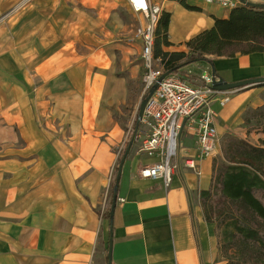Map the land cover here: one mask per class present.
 <instances>
[{
    "label": "crops",
    "instance_id": "0c3cea01",
    "mask_svg": "<svg viewBox=\"0 0 264 264\" xmlns=\"http://www.w3.org/2000/svg\"><path fill=\"white\" fill-rule=\"evenodd\" d=\"M110 1L0 0V264H108L110 230L111 264H220L199 202L210 186L213 161H197L199 177L183 167L187 157L198 159L185 132L167 187L137 174L155 158L137 154L133 144L111 226L98 215L107 206L127 138L103 106L109 78L94 72L93 56L80 58L76 44L79 37L96 36L95 19L85 22L84 10ZM183 1L196 10L179 0H150L170 14L171 51H183L214 18L231 12ZM207 58L211 64L201 66L217 80L264 77V52ZM224 106L214 112L216 130Z\"/></svg>",
    "mask_w": 264,
    "mask_h": 264
},
{
    "label": "trees",
    "instance_id": "16d2710c",
    "mask_svg": "<svg viewBox=\"0 0 264 264\" xmlns=\"http://www.w3.org/2000/svg\"><path fill=\"white\" fill-rule=\"evenodd\" d=\"M179 3L187 10H196L183 0ZM169 22L170 14L163 12L156 29L154 55L161 58L164 72L170 75L183 78L188 67L211 64L207 57L232 58L237 54L264 52V9L243 6L232 10L226 19L214 18L211 28L183 44V51L162 50L163 46L171 45L166 38ZM147 96L148 90H145L144 98ZM130 139L128 135L119 152L107 206L98 211L103 220H109L117 166ZM199 202L206 222L214 221L212 215L215 214L216 224L222 227L224 252L233 251L238 256L236 264H264L263 147L249 146L236 138L228 139L223 146L222 159L212 164L210 186L199 193Z\"/></svg>",
    "mask_w": 264,
    "mask_h": 264
},
{
    "label": "built area",
    "instance_id": "2783aa9c",
    "mask_svg": "<svg viewBox=\"0 0 264 264\" xmlns=\"http://www.w3.org/2000/svg\"><path fill=\"white\" fill-rule=\"evenodd\" d=\"M138 24L133 31L132 42L139 46L145 89L151 88L164 73L161 58L155 57L156 29L162 8L150 0H126ZM232 11L245 6L241 0H200ZM185 78V79H183ZM167 75L148 96L136 129L132 144L139 155L155 158V162L140 166L136 172L141 178L161 180L167 187L171 176L178 169L179 139L182 132L194 139L198 159L187 157L182 165L195 176L201 175L199 159H215L219 154V136L215 126L216 114L211 104L224 106L230 100L229 92H214L213 75L203 71L199 76L189 69L184 77ZM181 130V133H180Z\"/></svg>",
    "mask_w": 264,
    "mask_h": 264
},
{
    "label": "rangeland",
    "instance_id": "374dc122",
    "mask_svg": "<svg viewBox=\"0 0 264 264\" xmlns=\"http://www.w3.org/2000/svg\"><path fill=\"white\" fill-rule=\"evenodd\" d=\"M110 2L112 4L107 7L97 4L95 8L84 10L85 14L81 18L85 19V22L89 17L95 19L96 36L79 37L76 47L82 60L85 61L91 56L95 58L98 66L94 68V72L98 73L99 77L105 78L104 80L109 78L104 88L103 106L110 112L111 118L117 122L126 138L128 135L131 138L133 127L135 129L137 127L138 112L141 102L145 99V90L150 88L145 89L142 82L144 76L142 61L139 49L132 42L138 17L128 9L123 0ZM166 49L167 47H162L164 52H174ZM204 66L196 64L187 69L199 76L205 70ZM253 88L255 90L250 91ZM229 93L230 102L222 108L223 111L219 115L217 114L220 148L218 156L211 160L215 163L222 159L223 146L231 138H236L249 146L264 148V85ZM210 107L216 113L220 110L217 103H212ZM201 211L203 217L202 208ZM212 218L214 221L212 219L211 223L206 222L204 217L203 220L216 237L217 261L220 264H236L238 256L231 250L224 252L222 227L216 224L214 213Z\"/></svg>",
    "mask_w": 264,
    "mask_h": 264
},
{
    "label": "water",
    "instance_id": "95a60500",
    "mask_svg": "<svg viewBox=\"0 0 264 264\" xmlns=\"http://www.w3.org/2000/svg\"><path fill=\"white\" fill-rule=\"evenodd\" d=\"M241 1L247 7L264 9V4H253L250 2H245L244 0H241ZM169 74H170V72H164L158 78L156 83L148 90V96L156 89L158 83ZM257 85H264V77L246 79V80H241V81L232 82V83H227V82H224L222 80H218V81L213 82L211 89L214 92L223 93V92L240 90V89H244V88L252 87V86H257ZM148 96L140 104V108H139V112H138V118H137V124H138V121L142 115L143 108L145 106V103L147 101ZM180 133H181V130H180ZM132 143H133V141H132V139H130L128 146L126 147V149H125V151L121 157V160L117 166V173L115 176V183H114V186L112 188L111 204H110V210H109V224H110V226L112 223L113 213H114V209H115V205H116V201H117V189H118V183H119V179H120V175H121L122 166H123V163H124L128 153H129V151H130ZM111 250H112V232L110 230L109 240H108V254H107L108 264H111Z\"/></svg>",
    "mask_w": 264,
    "mask_h": 264
}]
</instances>
